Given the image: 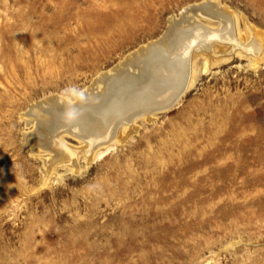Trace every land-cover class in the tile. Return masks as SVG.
I'll return each instance as SVG.
<instances>
[{"label":"rangeland","instance_id":"1","mask_svg":"<svg viewBox=\"0 0 264 264\" xmlns=\"http://www.w3.org/2000/svg\"><path fill=\"white\" fill-rule=\"evenodd\" d=\"M213 3L258 59L217 40L166 112L50 136L173 26L220 30ZM0 264H264V0H0Z\"/></svg>","mask_w":264,"mask_h":264},{"label":"bare ground","instance_id":"2","mask_svg":"<svg viewBox=\"0 0 264 264\" xmlns=\"http://www.w3.org/2000/svg\"><path fill=\"white\" fill-rule=\"evenodd\" d=\"M200 9L209 17L222 21L220 30L203 27L195 20L196 17H193L194 21H189L188 26L178 21L179 24L172 28L171 38L132 57L139 60L135 61L140 66L139 72L130 75L129 71H119L103 75L100 78L103 83L100 81L97 84L101 83L104 87L100 86L102 89L96 95L90 94L87 100L80 99L76 105L59 106V103H55L57 109L46 114L53 118L50 136L62 127L65 133L74 135L85 143L86 149L93 151L106 145L116 137L121 127L132 125L137 118L166 112L178 102L173 103L175 99L178 100L188 91L192 52L210 50L217 40L234 47L244 46L258 59L262 46L255 40L246 45L240 44L233 32L232 19L228 18L225 10L216 3L206 7L203 5ZM190 11L189 14L195 9Z\"/></svg>","mask_w":264,"mask_h":264},{"label":"water","instance_id":"3","mask_svg":"<svg viewBox=\"0 0 264 264\" xmlns=\"http://www.w3.org/2000/svg\"><path fill=\"white\" fill-rule=\"evenodd\" d=\"M181 98H182V97L177 98L178 100L175 99V100L173 101V103H176V102L179 101ZM174 105H175V104H174Z\"/></svg>","mask_w":264,"mask_h":264}]
</instances>
